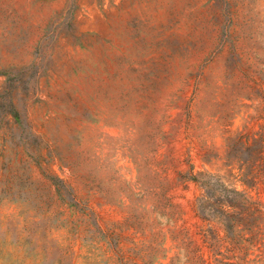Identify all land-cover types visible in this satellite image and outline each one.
Returning <instances> with one entry per match:
<instances>
[{"label": "rangeland", "instance_id": "1", "mask_svg": "<svg viewBox=\"0 0 264 264\" xmlns=\"http://www.w3.org/2000/svg\"><path fill=\"white\" fill-rule=\"evenodd\" d=\"M0 264H264V0H0Z\"/></svg>", "mask_w": 264, "mask_h": 264}]
</instances>
